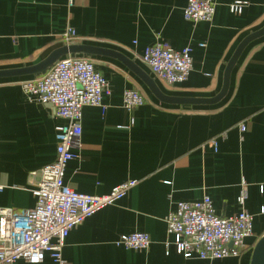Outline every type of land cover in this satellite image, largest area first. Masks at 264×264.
I'll list each match as a JSON object with an SVG mask.
<instances>
[{
    "label": "crops",
    "instance_id": "obj_1",
    "mask_svg": "<svg viewBox=\"0 0 264 264\" xmlns=\"http://www.w3.org/2000/svg\"><path fill=\"white\" fill-rule=\"evenodd\" d=\"M214 1L213 19L192 23L184 18L188 0H73L72 5L69 0H0V70L41 63L65 45L61 36L70 27L78 34L74 43L114 52L89 56L111 93L103 96V106L83 109L79 157L67 164L65 181L91 195L107 194L127 180L139 183L70 231L63 248L68 264H250L264 235V35L246 46L226 96L214 104L165 102L116 55L144 69L167 96L215 97L239 44L264 27V0H246L242 14L229 9L236 0ZM155 43L192 48L187 81L170 85L152 74L141 56ZM41 74L0 77V208L33 207L39 180L34 173L56 158V127L65 120L55 117L50 105L27 101L21 87ZM128 88L146 99L133 113L123 106ZM213 137L217 151L208 143ZM244 187L245 207L254 220L239 257L203 260L177 253L166 219L179 202L209 195L217 214L231 216L241 209ZM132 232L150 234V246L134 250L116 244ZM37 264L57 263L46 255Z\"/></svg>",
    "mask_w": 264,
    "mask_h": 264
},
{
    "label": "built area",
    "instance_id": "obj_2",
    "mask_svg": "<svg viewBox=\"0 0 264 264\" xmlns=\"http://www.w3.org/2000/svg\"><path fill=\"white\" fill-rule=\"evenodd\" d=\"M248 3L236 0L229 9L232 13L242 14ZM69 4L72 5L73 0H69ZM215 12L214 0H188L184 18L192 23L210 21ZM77 37L76 30L70 27L63 32L61 40L69 45ZM141 60L153 75L170 85L187 81L193 69L189 46L176 50L155 43L145 48ZM21 87L27 101L50 105L54 116L65 122L56 127L55 160L34 173L39 175L33 191L35 205L21 212L0 208V264H15L18 260L37 264L46 255L57 264H68L63 257V248L70 231L99 210L124 198L139 180L124 181L104 195L77 192L65 181L67 164L79 157L83 109L103 106V96L111 93L109 81L91 58L80 54L65 55L45 73L22 81ZM145 102L138 89L124 91L123 106L129 113ZM240 129L246 131L244 122L240 123ZM208 143L217 151V137ZM261 192L264 193V184ZM247 199L248 191L244 187L238 196L241 209L231 216L217 214L209 195L193 202H179L166 219L167 234L173 238L177 253L203 260L239 257L245 249L246 238L253 234L254 217L245 207ZM151 242L150 234L132 232L122 235L116 244L141 250L147 249ZM166 244H171L170 239Z\"/></svg>",
    "mask_w": 264,
    "mask_h": 264
},
{
    "label": "water",
    "instance_id": "obj_3",
    "mask_svg": "<svg viewBox=\"0 0 264 264\" xmlns=\"http://www.w3.org/2000/svg\"><path fill=\"white\" fill-rule=\"evenodd\" d=\"M264 35V27L256 32H252L249 34L244 40L239 44L231 59L228 62L226 67L224 83L221 91L215 97L212 98H180V97H171L164 94L160 88L158 87L155 80L139 65L134 63L131 59L124 56L123 54L116 53L136 74L142 78V80L149 86L152 92L161 100L169 103H177V104H189V105H205V104H214L221 101L227 94L229 85H230V76L231 72L236 65L238 59L240 58L242 52L246 48V46L252 42L257 37ZM114 52H110L105 48H101L98 46L87 45V44H77L72 43L69 45H63L58 50L53 52L48 58L42 61L39 64L20 68L13 70H0V77L6 76H25L31 74L45 73L56 61L62 58L65 55H77L83 54L87 56L95 55V54H112ZM250 264H264V235L257 241L254 246L251 262Z\"/></svg>",
    "mask_w": 264,
    "mask_h": 264
},
{
    "label": "rangeland",
    "instance_id": "obj_4",
    "mask_svg": "<svg viewBox=\"0 0 264 264\" xmlns=\"http://www.w3.org/2000/svg\"><path fill=\"white\" fill-rule=\"evenodd\" d=\"M84 56H87V55H84ZM87 57H89V56H87ZM90 58V57H89Z\"/></svg>",
    "mask_w": 264,
    "mask_h": 264
}]
</instances>
